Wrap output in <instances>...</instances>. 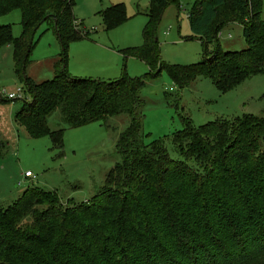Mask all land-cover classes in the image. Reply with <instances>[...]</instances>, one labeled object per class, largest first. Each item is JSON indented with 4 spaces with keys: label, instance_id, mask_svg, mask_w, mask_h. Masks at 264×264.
Instances as JSON below:
<instances>
[{
    "label": "trees",
    "instance_id": "trees-1",
    "mask_svg": "<svg viewBox=\"0 0 264 264\" xmlns=\"http://www.w3.org/2000/svg\"><path fill=\"white\" fill-rule=\"evenodd\" d=\"M144 43L123 50L125 60L143 61L149 72L105 81L73 76L72 43L92 34L76 19L75 0H0V18L21 12L22 34L0 26V48L12 46L14 73L30 95L14 120L33 138L49 137L63 155L65 130H52L56 111L71 128L127 116L117 152L121 160L91 200L62 202L56 192L29 187L14 203L0 206V264H264V117L246 114L183 128L171 136L173 159L164 140L145 142L142 89L166 72L179 89L207 78L222 93L264 75V0H195L188 15L192 36L206 48L192 65L167 64L158 28L179 0H149ZM229 11L247 48L225 52L218 24ZM108 28L126 21L125 7L101 12ZM54 29L61 53L54 77L35 82L27 75L39 29ZM18 100V99H17ZM0 95L1 107L14 102ZM31 179V178H26Z\"/></svg>",
    "mask_w": 264,
    "mask_h": 264
},
{
    "label": "rangeland",
    "instance_id": "rangeland-1",
    "mask_svg": "<svg viewBox=\"0 0 264 264\" xmlns=\"http://www.w3.org/2000/svg\"><path fill=\"white\" fill-rule=\"evenodd\" d=\"M75 2L76 19L92 34L90 39L72 43L69 48L68 66L73 73L84 78H108L106 80L110 81L120 78L123 71L130 77H143L149 72L143 61L135 58L125 60L121 53L143 45L149 0ZM194 3L195 0H179L171 5L159 25L161 56L167 64H197L204 60L206 49L208 54L215 49L216 45L206 48L200 40L187 39L192 36L188 15ZM117 5L125 7L127 19L117 27L108 28L101 12ZM234 19L226 11L218 24ZM4 25L12 26L14 36L19 37L22 34L20 10L0 18V26ZM219 39L225 52L247 48L243 27L239 23H227ZM35 43L27 75L42 83L54 77V60L61 50L54 29L48 23L37 32ZM10 48V51L7 46L0 48V95L4 98L7 93L23 87L14 73L12 46ZM81 56L84 60H79ZM118 56L122 62L115 74ZM142 97L146 104L143 118L145 142L164 140L171 157L178 159L180 156L172 145L171 136L183 128L182 119L200 126L218 118L234 119L246 114L264 117V75L252 77L235 89L222 93L207 78H198L181 90L163 72L158 78L147 80ZM30 99V95L23 92V97L1 107L0 206L11 205L29 187L56 192L64 204L68 200L77 203L91 200L105 185L109 171L121 160L117 142L127 128L129 118L122 115L111 118L107 123L71 128L56 111L49 117L48 124L52 130H65L63 155L60 156L59 151L53 149L49 137L33 139L15 122V114ZM27 171L32 172L34 178L26 179Z\"/></svg>",
    "mask_w": 264,
    "mask_h": 264
},
{
    "label": "built area",
    "instance_id": "built-area-1",
    "mask_svg": "<svg viewBox=\"0 0 264 264\" xmlns=\"http://www.w3.org/2000/svg\"><path fill=\"white\" fill-rule=\"evenodd\" d=\"M24 89L23 87L17 89V91L7 93L6 98L9 100H17L18 98L23 97ZM25 178H34V174L30 171L25 173Z\"/></svg>",
    "mask_w": 264,
    "mask_h": 264
},
{
    "label": "crops",
    "instance_id": "crops-1",
    "mask_svg": "<svg viewBox=\"0 0 264 264\" xmlns=\"http://www.w3.org/2000/svg\"><path fill=\"white\" fill-rule=\"evenodd\" d=\"M7 48H8V50L10 51V46H7ZM110 55H112L111 54V52H110ZM114 57V56H113ZM119 57V56H118ZM120 58V57H119ZM119 58H117V65H118V67L117 68H115L114 70H115V74L118 72V68H120L121 67V58L119 59ZM115 60H116V58H114ZM79 60H84V57L83 56H81L80 58H79ZM118 60H119V62H118ZM116 63V62H115ZM69 64V63H68ZM68 70H69V72L73 75V76H75V77H82V78H84L82 75L80 76V74H77V73H73L72 71H71V68H69V66H68ZM106 79H108V78H105V79H103V80H105V81H108V80H106ZM98 80H101V79H98ZM28 172V171H27Z\"/></svg>",
    "mask_w": 264,
    "mask_h": 264
}]
</instances>
